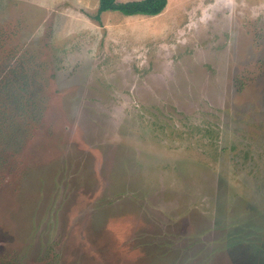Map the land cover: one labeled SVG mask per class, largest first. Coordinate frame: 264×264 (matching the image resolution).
Segmentation results:
<instances>
[{
    "label": "rangeland",
    "instance_id": "rangeland-1",
    "mask_svg": "<svg viewBox=\"0 0 264 264\" xmlns=\"http://www.w3.org/2000/svg\"><path fill=\"white\" fill-rule=\"evenodd\" d=\"M99 6L0 0V264H264V0Z\"/></svg>",
    "mask_w": 264,
    "mask_h": 264
},
{
    "label": "trees",
    "instance_id": "trees-1",
    "mask_svg": "<svg viewBox=\"0 0 264 264\" xmlns=\"http://www.w3.org/2000/svg\"><path fill=\"white\" fill-rule=\"evenodd\" d=\"M168 4V0H140L126 3H117L116 0H100L99 13L118 11L125 16H157ZM99 20V18H96ZM1 60V59H0Z\"/></svg>",
    "mask_w": 264,
    "mask_h": 264
}]
</instances>
